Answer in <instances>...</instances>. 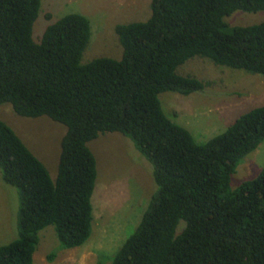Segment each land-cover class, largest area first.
Masks as SVG:
<instances>
[{
	"label": "trees",
	"instance_id": "trees-1",
	"mask_svg": "<svg viewBox=\"0 0 264 264\" xmlns=\"http://www.w3.org/2000/svg\"><path fill=\"white\" fill-rule=\"evenodd\" d=\"M41 4L0 0V106L9 103L27 118L47 116L67 131L54 181L0 118L2 178L20 196L18 238L0 246V264H35L40 232L49 226L63 249L89 241L98 175L89 143L115 132L153 165L157 190L113 264H264V168L231 186L242 161L264 142V106L199 143L160 101L164 92L188 96L206 87L177 73L195 57L264 75V22L226 21L236 11L264 12V0H152L148 20L117 27L121 59L85 65L90 21L68 14L36 42Z\"/></svg>",
	"mask_w": 264,
	"mask_h": 264
},
{
	"label": "rangeland",
	"instance_id": "rangeland-1",
	"mask_svg": "<svg viewBox=\"0 0 264 264\" xmlns=\"http://www.w3.org/2000/svg\"><path fill=\"white\" fill-rule=\"evenodd\" d=\"M152 0H41L33 38L40 42L49 24L78 13L91 23V39L82 64L101 57L121 59L123 47L119 25L150 18ZM231 26L264 22V12L236 11L226 18ZM177 73L206 83L199 92L184 96L176 92L160 95L162 109L174 123L186 128L199 143L223 133L243 114L264 106V75L218 66L207 58L195 57ZM0 118L24 141L47 167L55 181L58 174L65 125L47 116L27 118L13 106H0ZM97 160V180L92 197L93 232L89 241L74 249H63L54 226L40 232L35 264H113L112 258L142 221L157 190L153 165L134 143L120 133H104L89 143ZM264 168V142L249 154L232 177V189L253 180ZM19 190L6 184L0 170V246L18 238ZM184 228L181 224L180 231ZM54 259L49 260V256Z\"/></svg>",
	"mask_w": 264,
	"mask_h": 264
}]
</instances>
